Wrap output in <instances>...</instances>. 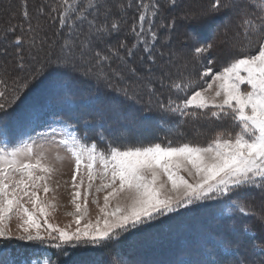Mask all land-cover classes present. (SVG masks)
<instances>
[{"label": "snow or ice", "instance_id": "obj_1", "mask_svg": "<svg viewBox=\"0 0 264 264\" xmlns=\"http://www.w3.org/2000/svg\"><path fill=\"white\" fill-rule=\"evenodd\" d=\"M21 7L20 21L0 27V73L21 89L47 75L70 118L82 121L85 131L81 135L75 125L53 120L37 133L74 161L75 211L68 215L75 228L50 222L55 169L44 144L29 135L14 146H0V264H58L52 249L68 256L64 249L107 247L200 201L217 202L222 218L204 228L174 264H264V204L255 211L247 199L250 190L264 198V0H201L195 6L188 0H60L39 4L35 15L27 0ZM253 46L255 54L245 53ZM214 53L231 62L213 75ZM197 63L203 67L197 77H211V83L179 103L160 99L165 89L179 94L194 87V81H184ZM73 82H91L98 93H114L139 112H117L113 126L111 109L96 107V95L77 99ZM89 108L94 111H81ZM6 111L0 103V112ZM150 115L157 126L192 117L230 122L236 131L218 129L206 146H173L170 140L133 145L132 126H143ZM8 131L0 123V134ZM88 131L106 151L96 142L84 143ZM97 180L95 193H104L103 204L92 200L99 211L92 220L88 202ZM240 217L256 223L238 228ZM21 244L36 247L25 254ZM79 264L101 261L93 255ZM103 264L127 261L114 247Z\"/></svg>", "mask_w": 264, "mask_h": 264}, {"label": "rangeland", "instance_id": "obj_2", "mask_svg": "<svg viewBox=\"0 0 264 264\" xmlns=\"http://www.w3.org/2000/svg\"><path fill=\"white\" fill-rule=\"evenodd\" d=\"M23 1L24 0H0V27L5 26L8 22L16 23L21 20L19 13L22 10L21 6ZM27 1L30 6H32V3L35 6L30 9L33 15H35L34 9L39 4L51 5L54 2V0ZM188 2L195 6L199 4L201 0H188ZM32 23L36 24L37 20L33 19ZM40 23H44L43 17L40 18ZM198 30H203L205 34L207 33L206 29ZM213 60L215 61L211 64L213 75L222 71L223 67L228 66L231 62L227 56L218 53L213 54ZM197 70H199V72L203 71V67L199 63L195 65V70H193L191 65L188 68V72L191 74L195 73ZM208 83H211V77L202 78V82L196 90H202ZM42 84L40 90L33 92L30 98L26 99L24 98L25 92L30 89V85L28 88L21 89L17 82H14L13 79L3 77V74L0 73V92L4 93V96L0 97V103L4 104L6 109L11 110L9 113L0 112V123H6L9 130L7 134H0V146H4L5 144L9 147L14 146V144L20 141L27 140L29 135L36 139L37 144H44L45 148L48 149L47 155L49 161L55 169L50 181V185L54 191L49 193V198L55 196L56 199L54 202L56 208L53 215L49 217L50 222L58 224L60 227H65L71 223L72 227L75 228V224L72 223L73 217L68 215V213L75 211L74 205L71 203V193L73 191L71 188V177L74 169V161L63 147L39 139L37 133L45 132V125L52 123L53 120H63L75 125L76 128L79 129L81 135L84 134L85 129L82 121L78 122L74 118H70L68 109L62 105L59 94H56L58 91L54 89L53 83L47 84V82H43ZM83 85L85 89L91 87L95 88L91 82L83 83ZM5 93L7 94L6 96ZM100 93L104 94L102 91ZM107 97L109 98L107 102L108 109H111V111H109V118L113 121V126L116 124L117 112H122L127 115L130 111H135V114H138L137 112L139 109L130 108L129 105L117 99L118 96L114 93H108ZM102 99L103 98H100V100ZM81 111L94 110L89 108L81 109ZM26 113H30V115L27 119H22ZM88 119L91 120L92 118L88 117ZM191 119L192 120L182 121L181 118H177V121L171 125L160 124V126H157L155 116H151L143 126H132L129 140L133 145L137 142H141L145 145L153 142L167 144L170 140L173 146L184 142L206 146L213 138L216 130L228 127L230 131H236V129L230 127V122H209L202 118ZM18 121H20L19 124L17 123ZM53 126L60 129L65 128V125L60 123H56ZM169 127L172 129L171 134L161 130V128L167 129ZM33 129H35V131H33ZM68 131H72V129H68ZM87 137V140L84 141L86 145L96 142L98 143L99 149L107 150L106 144H100L98 142L94 131H88ZM56 139L59 140L60 136L58 135ZM120 146L124 147L126 145L121 143ZM81 174L85 180L86 186L87 178L86 175H84L83 169L81 170ZM182 174L185 175L186 178L192 179L191 177H187L186 173ZM97 184H99V180L95 182L88 202V218L92 220H95L96 216L99 214L98 208L92 203V200L96 198L99 200L101 206L103 204L104 193H95V186ZM247 199L251 201L255 211H259L261 205L264 204V198L261 197L259 192H248ZM221 218L218 207H215L210 201H200L190 206L188 210L181 209L179 213L170 214L169 217H161L159 220L152 222L151 226H143L140 231L123 234L124 236H122L126 238V241L124 240L126 243H123V241V244L121 243V245H119L118 242H113L106 247V254L97 252V248H83L88 252H84V250L81 249L80 251H82L83 254L79 252L78 256H70L71 249H66V251L69 252L68 258V256L62 255L59 250H56L58 254L54 255L52 249V259L58 261V264H79L81 261L91 259L94 255L99 257L101 264H103L108 251L111 248L119 247L125 255L127 264H174L175 261L183 257L184 250L194 240L199 238L204 228L213 225L216 220ZM244 220L252 224L256 223L253 217L238 218L236 220L238 228L240 225L246 223ZM16 224L17 220L13 218L10 222V226L13 230H15ZM27 246L30 245L24 246L25 248L23 251L25 254L34 250H25ZM13 254H15V248H13ZM4 258L8 259V256L5 255Z\"/></svg>", "mask_w": 264, "mask_h": 264}, {"label": "trees", "instance_id": "obj_3", "mask_svg": "<svg viewBox=\"0 0 264 264\" xmlns=\"http://www.w3.org/2000/svg\"><path fill=\"white\" fill-rule=\"evenodd\" d=\"M145 2H147V0H145ZM24 3V1H23ZM60 3V0H54L53 6H55L56 4ZM27 6H28V10L30 13H32V10H30L31 8H34V4L32 3V6H30L29 2L27 1ZM207 34V33H206ZM255 49V46H253V50L251 52L248 51V49H244L245 53L247 54H253L255 53L254 51ZM215 61L213 60V63ZM199 73V70H197L195 73L191 74V76H188L186 75L185 76V81L184 82H188L189 80H192L195 82V86L194 87H191L186 93L185 92H181L179 94H177L175 91H169L167 89H165V93H163V95L161 96V99L164 100L165 102L171 97L173 100H175L177 103L181 102L183 99H185L188 95H190L193 91L196 90V88L200 85V83L202 82V78H198L197 77V74ZM52 83V81L48 78V76L46 75L45 77H42L40 80H37V81H33L32 84L30 85V89L27 90L25 92V97L26 99H29L30 98V95H32L33 92H36L37 90H40V87L43 85L42 83L43 82H47V84H51L50 82ZM49 82V83H48ZM177 82H180V81H177ZM72 88H73V91L76 93V96L77 98H80V97H83V96H88V95H96L98 96L99 100H98V103L96 105V107H106V108H109L108 105H107V102L109 100V98L107 97V94H102V93H98L96 88H89V89H85V86L83 85V83H79V82H73L72 83ZM56 94H59V93H56ZM110 94H113V93H110ZM7 94L5 93V96ZM104 95V96H103ZM101 96V97H100ZM100 98H103L102 100H100ZM59 99H60V94H59ZM117 99H120L119 97ZM20 101V100H19ZM23 101V100H22ZM121 101V100H120ZM125 106V105H124ZM130 107V106H129ZM94 110V109H93ZM11 110H8L6 111V113H9ZM137 112V111H136ZM139 112V111H138ZM137 112V113H138ZM135 113V111H134ZM151 117V116H150ZM192 117H185V118H181L182 121H188V120H192L191 119ZM149 120V119H148ZM249 192H257L256 190H250ZM210 203H212L215 207H218L219 206L217 205V202L215 201H210ZM240 218H243V217H240ZM245 221V220H244ZM246 222V221H245ZM124 236V235H123ZM121 236L119 241H118V244L121 245V243L125 240L126 241V238ZM127 236V235H126ZM123 242V243H126V242ZM122 243V244H123ZM25 245H20V247L22 249H24ZM36 246H27L25 250H33ZM81 249L83 248H73L71 249V252H70V256H78L79 255V252L80 254H83L82 251H80ZM84 250V249H83ZM54 251V255L58 254L56 253L57 251L55 249H53ZM60 251V250H59ZM66 251V249L64 250ZM86 250H84L85 252ZM61 252V251H60ZM78 252V254H77ZM88 252V251H86ZM97 252H100L102 254H106L107 250H106V247H101V248H97ZM61 254L63 255V252H61ZM68 258H69V255H68ZM58 259V257H57ZM61 259V258H60ZM63 260V259H62ZM64 262V261H62Z\"/></svg>", "mask_w": 264, "mask_h": 264}]
</instances>
